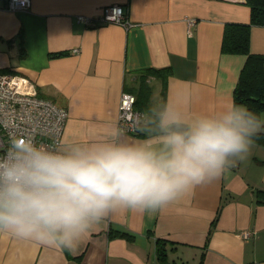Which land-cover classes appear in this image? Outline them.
Segmentation results:
<instances>
[{"label": "crops", "instance_id": "0c3cea01", "mask_svg": "<svg viewBox=\"0 0 264 264\" xmlns=\"http://www.w3.org/2000/svg\"><path fill=\"white\" fill-rule=\"evenodd\" d=\"M6 5L0 0V74L29 79L39 97L66 110L59 149L117 126L121 94L136 98L142 83L151 88V106L174 101L181 89L197 113L234 101L246 56L223 54L221 44L227 24H249L244 0H30L16 11ZM112 5L124 9L130 27L77 20L97 19ZM249 50L264 57V27L250 28ZM147 69L168 74L164 82H142ZM252 139L245 158L220 178L152 215L116 211L74 251L0 235V264H264V145ZM243 232L252 236L243 239Z\"/></svg>", "mask_w": 264, "mask_h": 264}, {"label": "clouds", "instance_id": "9594fccd", "mask_svg": "<svg viewBox=\"0 0 264 264\" xmlns=\"http://www.w3.org/2000/svg\"><path fill=\"white\" fill-rule=\"evenodd\" d=\"M192 96L160 101L141 139L117 126L51 150L13 137L0 155V235L74 251L116 211L154 214L243 160L264 119L235 102L192 111Z\"/></svg>", "mask_w": 264, "mask_h": 264}, {"label": "built area", "instance_id": "2783aa9c", "mask_svg": "<svg viewBox=\"0 0 264 264\" xmlns=\"http://www.w3.org/2000/svg\"><path fill=\"white\" fill-rule=\"evenodd\" d=\"M30 7V0H7L6 9L16 11ZM78 22L87 27L96 23L117 24L124 28L131 26L121 6L103 8L102 15L93 19L77 16ZM193 25V20H187ZM135 97L123 92L120 97L117 127L124 134H136L143 114L134 110ZM65 109L39 97L37 87L29 79L13 74H0V155L6 154L13 137L28 138L37 145L51 150L59 149L63 129L67 121ZM243 239L252 234L243 232Z\"/></svg>", "mask_w": 264, "mask_h": 264}, {"label": "trees", "instance_id": "16d2710c", "mask_svg": "<svg viewBox=\"0 0 264 264\" xmlns=\"http://www.w3.org/2000/svg\"><path fill=\"white\" fill-rule=\"evenodd\" d=\"M244 1L250 8V22L247 25L227 24L225 26L221 52L246 56V62L233 91V100L235 104L243 105L262 117L264 113V57L250 52L249 31L252 26L264 27V0ZM167 74V69H147L141 72V78L142 82H145L148 77L161 78L164 82ZM150 94L151 88L142 83L137 90L134 103L135 111L144 115L152 107ZM162 95H164L163 92ZM143 130L140 125L135 135L142 137ZM252 138L264 145V124L261 132L256 133ZM157 256L159 260H165L166 253L163 242H158Z\"/></svg>", "mask_w": 264, "mask_h": 264}, {"label": "rangeland", "instance_id": "374dc122", "mask_svg": "<svg viewBox=\"0 0 264 264\" xmlns=\"http://www.w3.org/2000/svg\"><path fill=\"white\" fill-rule=\"evenodd\" d=\"M262 116H263V118H264V113H263V115H262Z\"/></svg>", "mask_w": 264, "mask_h": 264}]
</instances>
